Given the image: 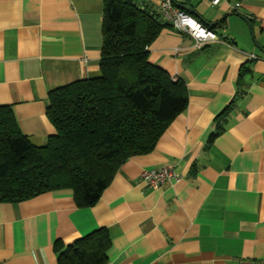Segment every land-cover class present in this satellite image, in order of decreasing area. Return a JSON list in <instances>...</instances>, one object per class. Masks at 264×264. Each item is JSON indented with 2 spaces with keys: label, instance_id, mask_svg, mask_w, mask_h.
Segmentation results:
<instances>
[{
  "label": "crops",
  "instance_id": "1",
  "mask_svg": "<svg viewBox=\"0 0 264 264\" xmlns=\"http://www.w3.org/2000/svg\"><path fill=\"white\" fill-rule=\"evenodd\" d=\"M173 3L220 20L219 40L198 48L163 19L148 46V61L186 85L185 109L91 206L65 189L0 201V264H58L56 242L98 229L105 264H264V0ZM102 13L103 0H0V105L31 143L54 133L48 93L99 75ZM162 166L180 177L149 187L141 171Z\"/></svg>",
  "mask_w": 264,
  "mask_h": 264
},
{
  "label": "trees",
  "instance_id": "2",
  "mask_svg": "<svg viewBox=\"0 0 264 264\" xmlns=\"http://www.w3.org/2000/svg\"><path fill=\"white\" fill-rule=\"evenodd\" d=\"M167 25L146 0H103L99 75L48 93L54 133L41 145L0 105V201L65 189L77 206H91L123 161L153 149L187 105L184 82L148 61V46ZM108 243L104 229L56 242L57 263L105 264Z\"/></svg>",
  "mask_w": 264,
  "mask_h": 264
},
{
  "label": "built area",
  "instance_id": "3",
  "mask_svg": "<svg viewBox=\"0 0 264 264\" xmlns=\"http://www.w3.org/2000/svg\"><path fill=\"white\" fill-rule=\"evenodd\" d=\"M162 18L175 30L189 34L195 47L218 41L219 37L214 30L201 23L189 12L177 7L173 0H155ZM224 0H209L211 5H218ZM253 57V56H251ZM142 180L151 188H156L166 180H176L180 177L172 166L145 168L141 171Z\"/></svg>",
  "mask_w": 264,
  "mask_h": 264
},
{
  "label": "water",
  "instance_id": "4",
  "mask_svg": "<svg viewBox=\"0 0 264 264\" xmlns=\"http://www.w3.org/2000/svg\"><path fill=\"white\" fill-rule=\"evenodd\" d=\"M243 20L246 22L247 27H248L249 31L251 32L249 22H247L245 19H243ZM202 22H203L206 26H208L209 28H213L214 26L218 25V23L220 22V20H219V21H215V22H208V21L202 19Z\"/></svg>",
  "mask_w": 264,
  "mask_h": 264
}]
</instances>
